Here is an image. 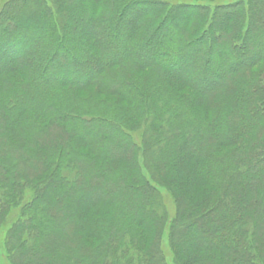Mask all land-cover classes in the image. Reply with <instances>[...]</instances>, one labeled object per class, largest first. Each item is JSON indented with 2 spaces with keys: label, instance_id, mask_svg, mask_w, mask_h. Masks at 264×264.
I'll return each instance as SVG.
<instances>
[{
  "label": "trees",
  "instance_id": "16d2710c",
  "mask_svg": "<svg viewBox=\"0 0 264 264\" xmlns=\"http://www.w3.org/2000/svg\"><path fill=\"white\" fill-rule=\"evenodd\" d=\"M20 206L12 264H264V0H0Z\"/></svg>",
  "mask_w": 264,
  "mask_h": 264
},
{
  "label": "rangeland",
  "instance_id": "374dc122",
  "mask_svg": "<svg viewBox=\"0 0 264 264\" xmlns=\"http://www.w3.org/2000/svg\"><path fill=\"white\" fill-rule=\"evenodd\" d=\"M2 2L4 0H1ZM225 0H216L217 3L219 2H223ZM227 1H234V0H227ZM171 32V31H169ZM153 55L158 56L157 51L153 54H147L146 56L140 57L139 59L141 61H146L152 58ZM4 61V60H3ZM177 71H185L187 72L189 70V68H187L185 66V68L183 67H179V69H176ZM203 85H210V82H205V84ZM202 86V85H201ZM138 134V132H137ZM138 137V136H137ZM147 175H149L148 171L145 172ZM161 191V195H162V206H161V212L165 213L167 215V225L165 227V234L168 233V227L170 222L173 220V218L176 215V203L175 200L173 198V195L165 188H163L162 186L158 185ZM30 197H32V193L28 190L24 199V202L28 201L30 199ZM21 207H17L14 208L10 211V213L7 215L6 219L1 221L0 220V264H12L7 256V250H6V246H5V240L7 238V231L8 229L11 227V225L20 217L21 215ZM160 248L166 258L167 263L169 264H176L175 263V259H174V254H173V250L170 247L169 243H168V239L167 236L164 235L161 239H160Z\"/></svg>",
  "mask_w": 264,
  "mask_h": 264
}]
</instances>
